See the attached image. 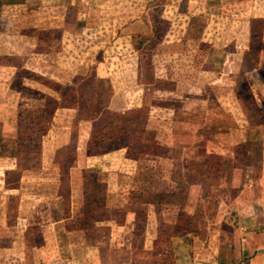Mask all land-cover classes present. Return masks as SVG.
<instances>
[{"label":"rangeland","instance_id":"rangeland-1","mask_svg":"<svg viewBox=\"0 0 264 264\" xmlns=\"http://www.w3.org/2000/svg\"><path fill=\"white\" fill-rule=\"evenodd\" d=\"M0 124V264H264V0H0Z\"/></svg>","mask_w":264,"mask_h":264},{"label":"crops","instance_id":"crops-1","mask_svg":"<svg viewBox=\"0 0 264 264\" xmlns=\"http://www.w3.org/2000/svg\"><path fill=\"white\" fill-rule=\"evenodd\" d=\"M68 3H70V2L68 1ZM73 5H74V3L71 4V6L67 5V3H66L65 7L63 5V9L66 10V9L72 8ZM139 106H140L139 107L140 109H138V110L144 109L142 105H139ZM136 108H138V107H136ZM131 109L130 108H126L125 111L131 110ZM138 110H136V111H138ZM167 112H170V111H167ZM3 127H6V129L8 131L12 130V126H10L9 124H3ZM252 209H253V207H252ZM249 223H251V225L254 224V227H253V232L249 233V236H248V242L249 243L247 244V247H248L247 248V253L250 256L251 255H255L256 258H259V260L262 261V260H264V212H262V209L258 210V212L255 213L249 219ZM259 244H261L262 246H259ZM252 260L253 259L247 261V263L242 261L239 264H248V263L249 264H253Z\"/></svg>","mask_w":264,"mask_h":264},{"label":"trees","instance_id":"trees-1","mask_svg":"<svg viewBox=\"0 0 264 264\" xmlns=\"http://www.w3.org/2000/svg\"><path fill=\"white\" fill-rule=\"evenodd\" d=\"M32 33V32H31ZM32 34H34V33H32ZM31 34V35H32ZM144 111V109H142V110H139V111H136V113H138V112H140V114H141V112H143ZM176 190H178V189H176Z\"/></svg>","mask_w":264,"mask_h":264}]
</instances>
